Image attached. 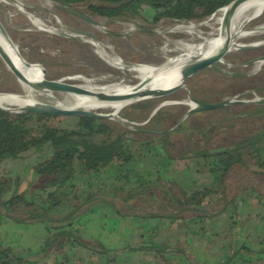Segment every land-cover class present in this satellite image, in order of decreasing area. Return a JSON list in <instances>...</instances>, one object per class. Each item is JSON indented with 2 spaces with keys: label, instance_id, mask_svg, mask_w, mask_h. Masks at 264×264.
I'll return each mask as SVG.
<instances>
[{
  "label": "trees",
  "instance_id": "16d2710c",
  "mask_svg": "<svg viewBox=\"0 0 264 264\" xmlns=\"http://www.w3.org/2000/svg\"><path fill=\"white\" fill-rule=\"evenodd\" d=\"M54 1L74 5L90 0ZM231 1L99 0L97 4H89L88 8L96 15L112 18L134 16L142 5H147L157 16L191 21L208 16L211 18L224 10L223 7ZM253 1L244 2L239 9L248 7ZM249 106L244 117L264 116V104ZM49 117L0 108V166L7 160H17L34 153L39 158L33 169L36 174L48 178L42 184H32L21 189L20 177L0 172V224L5 219L16 223L42 224L46 237L35 256L47 258L43 264H73L71 259L76 258V255L72 258L71 251L76 249L85 250L89 259L93 256L99 258V264H119L113 250L104 248L98 241L86 242L79 232L82 213L91 212L92 207L100 203L110 206L119 216L125 217L130 216V211L139 205L141 196H147L158 201L160 212L146 213L143 217L175 220L185 218V211L224 198L225 178L233 166L251 170L264 184V156L261 151L264 145V126L220 148L212 150L197 147L193 151L184 150L181 155H176L172 151L174 143L167 141L165 132L152 135L156 137L150 139L149 134L138 129L117 130L102 118L69 115L65 122L54 126L48 124ZM193 129L201 132L199 128ZM202 131L203 136L207 137L205 129ZM157 144L162 146L163 153ZM138 157L147 158L148 166L154 170L159 167L161 159L198 158L196 162L206 171L209 181L201 185L194 181V185L187 190H181L173 183L161 187L157 177L147 181L142 179V169L134 164ZM247 188L244 187V190ZM116 199L121 201L122 207H117ZM232 203L229 202V205L234 210ZM7 240L0 235V264H27L29 260L23 258L20 251L9 245ZM259 244L261 248L257 252L264 253V238ZM144 245L151 248L150 243ZM150 250L158 255L162 247L154 244ZM251 251L245 245L231 247L224 264L232 263L239 254L241 264H251L252 260L247 257Z\"/></svg>",
  "mask_w": 264,
  "mask_h": 264
},
{
  "label": "rangeland",
  "instance_id": "374dc122",
  "mask_svg": "<svg viewBox=\"0 0 264 264\" xmlns=\"http://www.w3.org/2000/svg\"><path fill=\"white\" fill-rule=\"evenodd\" d=\"M3 1L5 2H0L2 28L9 39L19 47L18 50L25 60L42 67L46 79L59 80L71 75L81 76L86 80H95L106 76L111 79L109 83L99 82L94 85L115 84L117 80L114 79L124 76V73L127 77L132 74L129 72L127 74V70L111 66L110 58H118L120 62H125L129 67L137 64H159L163 57H165L164 60L169 57V55L162 54L163 50H170L178 44L186 46L195 44L187 35L188 28L181 29L180 25L187 26L190 23L199 25L197 30H200L199 33L203 37L206 36L203 33L210 31L208 26L200 24L209 16L199 20L176 21L157 16L147 5H142L134 16L123 15L110 18L96 15L89 10V4H97L99 0L74 5H65L54 0ZM230 21L232 20L229 15L228 17L223 16L217 21L218 28L230 24ZM38 22L47 24V30L38 29L36 27ZM261 24H264V12L256 20L247 22L245 29L252 31ZM62 28L66 34L58 32ZM243 42L245 44L246 42H258V45L250 49L238 47L227 52L223 57L227 65L216 62L198 71L185 82V87L166 95L146 94V98L133 103H117L121 108L115 111L108 108L95 111L112 114L105 120L117 130L138 129L149 134L150 139L156 137L152 135L165 132L168 137L167 141L174 143L175 147L172 151L176 155H181L184 150L193 151L197 147L213 150L225 146L231 140L254 133L264 126V116L244 117V113L250 108L249 104L193 112L182 120L189 108L186 103L188 94L208 103L227 98L248 101L264 97V61L258 67L254 63H248L264 56V32L248 36L243 39ZM157 55L160 56V60L155 58ZM123 79L125 78L121 77L119 80ZM72 82L74 80L67 79L64 83L72 84ZM51 93L48 99L39 98V102L49 104L62 102L65 92L52 91ZM14 94L23 95L22 87L0 58V96H13ZM174 101L179 103H171ZM164 102L166 104H162ZM0 105L7 107V104ZM66 117V115L51 116L47 122L49 125L56 126L60 122H65ZM195 127L201 132H195L193 129ZM202 129L208 133L207 137L203 136L204 130ZM157 148L163 153L160 144H157ZM38 158L37 154H28L12 161L11 164H4L0 172L20 177L21 189L32 184H42L48 178L36 174L33 169V164ZM186 160L176 159L169 162L174 168V165L184 163ZM134 162L142 169L141 176L144 181L154 180L157 177L156 170L148 166L147 158L138 157ZM147 170L148 172H144ZM243 171L244 175L240 170L230 174L227 182H233L242 177L254 178L263 188L264 184L257 175L246 168H243ZM139 202L141 206L149 208L150 211H159L158 201H153L151 197L141 196ZM119 205L122 206L121 203ZM90 217L95 218L90 210L80 216V233L94 223L89 220L92 219ZM36 224L43 228L40 223ZM10 225L12 226L11 230L8 229L10 233L16 232L22 226L26 228L24 223L14 221L9 222ZM101 232V237L105 236L104 231Z\"/></svg>",
  "mask_w": 264,
  "mask_h": 264
},
{
  "label": "crops",
  "instance_id": "0c3cea01",
  "mask_svg": "<svg viewBox=\"0 0 264 264\" xmlns=\"http://www.w3.org/2000/svg\"><path fill=\"white\" fill-rule=\"evenodd\" d=\"M261 151L264 156V145ZM12 161L16 160H7L0 167ZM196 161L199 159H187L172 168L169 161L161 159L156 169L158 184L162 187L173 183L181 190H187L194 185V181L198 185L209 181L206 171ZM239 170L244 175L243 168L239 166H233L228 172L224 198L185 211V218H145L143 216L146 213L158 211H150L140 203L130 211V216L122 217L110 206L100 203L91 209L95 218L92 216L89 220L94 223L90 228H84L81 235L86 242L98 241L104 248L113 250L119 264H224L229 249L243 245L252 250L247 256L252 260L251 264H264V253L257 252L261 248L259 242L264 238V185L262 188L254 178L244 177L227 182L229 175ZM246 186L248 188L244 190ZM231 201L234 210L229 205ZM115 203L117 207H122L119 205L121 201L116 199ZM9 222L12 221H2L0 235L9 239V245L29 260L27 264H43V260L47 261V258L41 259L40 255L35 256L46 237L44 226L41 224V228L36 222L28 223L25 224L26 228L22 226L10 233L8 229L12 226H9ZM101 231H104L105 236L101 237ZM144 243H150L151 248ZM154 244L162 247L158 255L150 250ZM71 252L72 258L76 255V258L71 259L73 264L101 262L95 256L89 259L83 249ZM239 256L236 255L229 264H241Z\"/></svg>",
  "mask_w": 264,
  "mask_h": 264
},
{
  "label": "bare ground",
  "instance_id": "6f19581e",
  "mask_svg": "<svg viewBox=\"0 0 264 264\" xmlns=\"http://www.w3.org/2000/svg\"><path fill=\"white\" fill-rule=\"evenodd\" d=\"M246 1L248 0H244L240 2L233 9H231L229 6L223 7L225 8L224 10L217 12L211 18L200 23L201 25L204 24L205 26H208L210 30L206 34L203 33V35H206L204 37L201 36V34L199 33L200 30L199 31L197 30V26L199 25L193 23H190L187 26L180 25L179 28L181 29L188 28V31L186 30L187 35L190 36L191 40H193L195 44L190 46H186L184 44H178L170 50H163L162 54L169 55V57H167L166 60H164L165 57H163V59L160 60V56L158 55L155 56L156 59H159L161 61L159 64H154V65L137 64L129 67L126 65L125 62L123 61L120 62L118 58L117 59L110 58L109 64L111 66L113 67L116 66L118 67V69L127 70V74L128 72L132 74L131 76H128L129 77L128 78L126 73H124V76L121 77H124L125 79L119 80L121 79V77H118L117 79H114L117 80V83L115 82V84H110L107 86L94 85L99 82L109 83L111 79L106 78L105 75H104L105 77L95 80H86L83 79L81 76H71V75H70L71 77L69 76L68 78H62L57 80L60 82H65L67 81V79L74 80L72 84L74 83V85L88 92L65 93L63 100H61L62 102H57L51 105H54L58 108H66V109L80 108V109L95 111L99 109L108 108L115 111L121 108V106L117 105V103H121V102L133 103L135 101L146 98L145 96L146 94L165 91L179 84L181 81L180 71L183 66L191 62L215 55L224 46L227 47L226 53L231 50L237 49L238 47L240 48L243 46L256 47L258 45V42H253V43L246 42L247 44H245L243 42V39H245L248 36H252L256 33H263L264 24L263 25L261 24V26L257 25L258 27H256L252 31L249 30L247 31L245 29V26L247 22L251 20H256L258 17H260L263 14L264 0H254L248 7L239 9L240 6ZM0 2H5V1L0 0ZM228 15L232 20L230 21L231 23L226 26H222L221 28H218L217 21L222 19L223 16L228 17ZM46 25L47 24L45 23H40V22L36 23V27L40 30H47ZM58 32L62 34H66L64 28L59 29ZM0 46L6 51L8 56L13 61L14 65L29 81L34 82L45 78L44 73H42L41 66H35V63H30L22 57L21 53L18 50L19 47H17V45L9 39L4 28H2V25H0ZM87 53L89 52L87 51ZM254 64H256V67H258L259 65L262 64V61H256L254 62ZM18 82L22 87L23 95L14 94L13 96H4V95L0 96V104H7V107L9 106V107L21 108L26 105L43 103V102H39L38 99L39 98L48 99L52 95L51 93L52 91L45 92L41 90H35L34 88L20 82L19 80ZM171 103H179V102L174 101ZM186 103L189 102L186 101ZM162 104H166V102Z\"/></svg>",
  "mask_w": 264,
  "mask_h": 264
},
{
  "label": "water",
  "instance_id": "95a60500",
  "mask_svg": "<svg viewBox=\"0 0 264 264\" xmlns=\"http://www.w3.org/2000/svg\"><path fill=\"white\" fill-rule=\"evenodd\" d=\"M244 0H233L226 6H229L231 9H233L235 6H237L240 2ZM222 8V7H221ZM219 8V9H221ZM215 13V12H214ZM1 25V24H0ZM255 46H243L241 47L242 49H250L254 48ZM227 47L224 46L222 47L215 55L191 62L189 64H186L185 66L182 67L180 71V77L181 81L179 84L161 92H156L152 94H158V95H166L171 92H174L175 90L179 89L180 87H185V82L195 73L198 71L209 67L213 65L216 62L223 63L225 65L226 62L224 61V55L226 54ZM0 58L3 60L4 64L6 67L15 75L17 80L20 82L29 85L30 87L34 88L35 90H41V91H60V92H65V93H87L88 91L74 85V84H69V83H64L57 81L56 79H41L39 81H34L31 82L29 81L21 72L20 70L14 65L13 61L11 58L8 56L6 51L0 46ZM223 60V62H222ZM256 61H264V56H260L258 58H255L251 60L250 63H254ZM42 73H45L44 70H42ZM188 91V90H187ZM189 93V92H188ZM150 94V93H149ZM188 102L189 108L187 111L184 113L182 120L186 118L187 115L193 112H200V111H207V110H213L217 109L220 107L224 106H230V105H237V104H264V97H257L253 100H248V101H243V100H238L234 98H227L223 99L217 102L213 103H208V102H203L193 96H190L188 94ZM0 108L5 109L7 111L11 112H31L35 114H40V115H49V116H57V115H83V116H89V117H94V118H102L106 119L110 115L109 114H103L100 112H96L94 110H87V109H80V108H75V109H66V108H58L54 105L51 104H46V103H38V104H32V105H26L21 108H14V107H5L1 106ZM181 120V121H182Z\"/></svg>",
  "mask_w": 264,
  "mask_h": 264
}]
</instances>
